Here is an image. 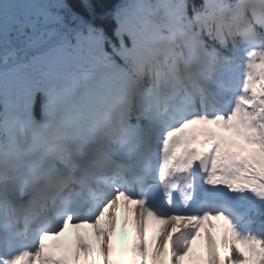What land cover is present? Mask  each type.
Listing matches in <instances>:
<instances>
[{"label":"snow or ice","instance_id":"snow-or-ice-1","mask_svg":"<svg viewBox=\"0 0 264 264\" xmlns=\"http://www.w3.org/2000/svg\"><path fill=\"white\" fill-rule=\"evenodd\" d=\"M110 4L0 0V264H264V0Z\"/></svg>","mask_w":264,"mask_h":264},{"label":"rangeland","instance_id":"rangeland-1","mask_svg":"<svg viewBox=\"0 0 264 264\" xmlns=\"http://www.w3.org/2000/svg\"><path fill=\"white\" fill-rule=\"evenodd\" d=\"M211 129H212V128H211ZM212 131H213V129H212ZM212 133H215L216 135H222L221 132H214V131H213ZM225 133H226V132H225ZM121 207L124 209L123 205H122ZM122 220H123V215H122V214L120 213V211L118 210V213H117V223H119V221L122 222ZM211 223L214 224V225H216L215 229H213V232H214V235H215V237H216L217 244H218V246H219V242H220V240H221L222 237H223V234H224V231H225V227H226V226H225V225H218V224L215 222V220H212ZM129 225H130V224H129ZM156 225H157V227H159L160 229H161V227H163L162 225H160V224H158V223H157ZM131 226H132V224H131ZM132 227H133V226H132ZM151 227H153V226H151V223H150L149 228H151ZM131 229H132V228H130L129 226H127V228H126L125 230H123V232H124V234H123V241L128 237V235H129V231H131ZM84 243L91 245L93 249L96 247V241H95V239L92 240V241L90 240V241H88V242H84ZM74 252H75V250H74ZM80 256H81V261H83V253H81ZM150 258H151V257H149V261H150Z\"/></svg>","mask_w":264,"mask_h":264},{"label":"bare ground","instance_id":"bare-ground-1","mask_svg":"<svg viewBox=\"0 0 264 264\" xmlns=\"http://www.w3.org/2000/svg\"><path fill=\"white\" fill-rule=\"evenodd\" d=\"M121 206H122V204H121ZM118 210L123 215V220H122V222L119 221V223H117L121 230L118 233H116V235L114 237V240H115L117 235L122 236V232L124 230L123 228H127V226H129V224H130V226L132 224L131 214L127 211V209H125V208L123 209L122 207H120ZM125 220H127V225L126 226H124ZM148 234H149L150 237H158L159 234H160V228L157 227V225H155L154 227L149 228ZM132 235H133V231H132ZM80 237L82 238L83 242H88L92 238V236H90V237L89 236H80ZM72 241L76 242V239L74 238V239H72ZM149 257H151V250L149 252ZM96 264H101L100 259L97 258Z\"/></svg>","mask_w":264,"mask_h":264},{"label":"trees","instance_id":"trees-1","mask_svg":"<svg viewBox=\"0 0 264 264\" xmlns=\"http://www.w3.org/2000/svg\"><path fill=\"white\" fill-rule=\"evenodd\" d=\"M119 0H111V4L109 6H112V4L118 3Z\"/></svg>","mask_w":264,"mask_h":264}]
</instances>
